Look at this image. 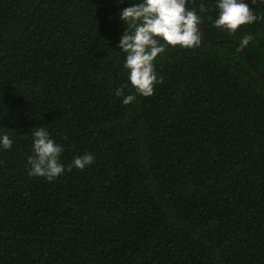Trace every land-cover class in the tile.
Here are the masks:
<instances>
[{
	"label": "trees",
	"instance_id": "1",
	"mask_svg": "<svg viewBox=\"0 0 264 264\" xmlns=\"http://www.w3.org/2000/svg\"><path fill=\"white\" fill-rule=\"evenodd\" d=\"M135 2L0 0V264H264V20L229 35L189 0L201 46L169 47L125 106ZM35 127L63 147L53 182L28 174Z\"/></svg>",
	"mask_w": 264,
	"mask_h": 264
},
{
	"label": "clouds",
	"instance_id": "2",
	"mask_svg": "<svg viewBox=\"0 0 264 264\" xmlns=\"http://www.w3.org/2000/svg\"><path fill=\"white\" fill-rule=\"evenodd\" d=\"M124 0H117L123 3ZM256 0H253L255 3ZM264 2V0H262ZM217 15L214 27L234 35L243 26L264 20L247 0H214ZM189 0H136L119 12L125 25L118 47L124 53L123 68L128 83L115 89L114 95L122 97L123 105L132 104L137 94L151 97L155 86L163 82L158 77L155 61L169 47L198 48L202 44L201 27L203 16L195 8L188 7ZM205 8L201 6L200 13ZM254 40L251 33L239 38V47L244 48ZM13 140L0 131V150L11 149ZM63 147L56 142L44 127H35L32 132V155L28 157L29 176L53 182L65 171L61 162ZM94 155L85 152L74 157L69 167L83 170L94 162Z\"/></svg>",
	"mask_w": 264,
	"mask_h": 264
},
{
	"label": "water",
	"instance_id": "3",
	"mask_svg": "<svg viewBox=\"0 0 264 264\" xmlns=\"http://www.w3.org/2000/svg\"><path fill=\"white\" fill-rule=\"evenodd\" d=\"M203 30V27H201V31ZM247 58L250 60V63L252 64V66L255 68V69H257L255 66H254V64L252 63V61H251V59H250V56H249V54L247 53ZM260 75L264 78V75L262 74V73H260Z\"/></svg>",
	"mask_w": 264,
	"mask_h": 264
}]
</instances>
